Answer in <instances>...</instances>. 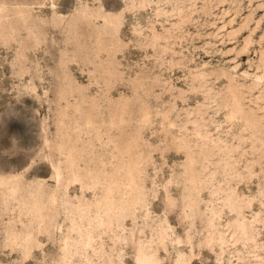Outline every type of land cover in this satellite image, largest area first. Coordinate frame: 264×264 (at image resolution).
Segmentation results:
<instances>
[{"label": "rangeland", "instance_id": "374dc122", "mask_svg": "<svg viewBox=\"0 0 264 264\" xmlns=\"http://www.w3.org/2000/svg\"><path fill=\"white\" fill-rule=\"evenodd\" d=\"M0 264H264V0H0Z\"/></svg>", "mask_w": 264, "mask_h": 264}]
</instances>
